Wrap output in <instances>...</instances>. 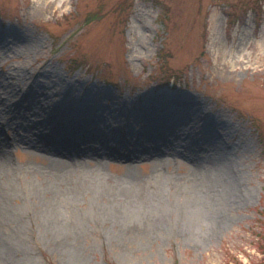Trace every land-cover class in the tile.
Returning <instances> with one entry per match:
<instances>
[{
	"label": "rangeland",
	"instance_id": "1",
	"mask_svg": "<svg viewBox=\"0 0 264 264\" xmlns=\"http://www.w3.org/2000/svg\"><path fill=\"white\" fill-rule=\"evenodd\" d=\"M44 158L166 198L209 180L236 201L200 238L172 221L123 230L87 199L80 228L46 234L13 187L49 180ZM0 164V264H264V0H0Z\"/></svg>",
	"mask_w": 264,
	"mask_h": 264
},
{
	"label": "bare ground",
	"instance_id": "2",
	"mask_svg": "<svg viewBox=\"0 0 264 264\" xmlns=\"http://www.w3.org/2000/svg\"><path fill=\"white\" fill-rule=\"evenodd\" d=\"M24 97L33 99L25 91L20 92L18 98ZM77 117L85 119V114L78 111ZM48 128L62 137H68L67 141H76L84 147L96 146L97 150L103 145V141L109 139L117 141L106 130H100L101 134L94 136L89 131V133L81 132L77 126L64 129L50 125ZM144 142H150L153 145L158 143L152 138H147ZM31 151L28 149V152ZM31 158L33 156H28V159ZM85 161V158L71 159L70 163L66 164L57 158H44V167L35 169L47 172L52 176L49 180L38 178L19 181L18 184L13 183V187H17L29 197L28 201L35 210V217L39 216L44 222L46 234H51L57 227L63 225L66 228L72 225L80 228L85 216L88 215L86 214L88 208H81L80 205L87 199L89 202L98 204L96 211L101 216L106 217L112 224L118 225L123 230L128 229L139 233L148 230L149 226H144L149 222L152 223L153 220L160 223L165 222V224L172 221L176 223V229V225L185 226L192 235L200 238L204 235L215 234L230 219L229 208L236 201V198L232 196L223 197L220 190L214 187V183L209 180H206L204 185L186 186V192L183 195L177 194L169 198L155 191L133 186L131 180L128 185L119 184L115 187L116 185L109 182L100 161L96 166ZM10 171H12L11 167L0 164L2 174ZM124 171L125 176L134 173L129 165ZM34 172L38 173L36 170ZM236 178L235 172L226 177L229 195L234 194ZM73 182L84 186L85 190L76 188ZM87 188L92 190L91 194L87 192Z\"/></svg>",
	"mask_w": 264,
	"mask_h": 264
},
{
	"label": "trees",
	"instance_id": "3",
	"mask_svg": "<svg viewBox=\"0 0 264 264\" xmlns=\"http://www.w3.org/2000/svg\"><path fill=\"white\" fill-rule=\"evenodd\" d=\"M79 64V62H75V65H78ZM174 77V76H173Z\"/></svg>",
	"mask_w": 264,
	"mask_h": 264
}]
</instances>
